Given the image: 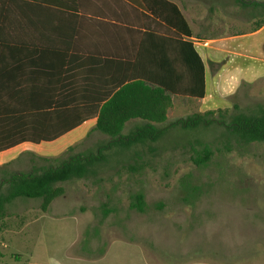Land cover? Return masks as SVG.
<instances>
[{"label": "rangeland", "instance_id": "rangeland-1", "mask_svg": "<svg viewBox=\"0 0 264 264\" xmlns=\"http://www.w3.org/2000/svg\"><path fill=\"white\" fill-rule=\"evenodd\" d=\"M196 2L206 14L209 0ZM232 6L236 11V0ZM232 33L227 26L226 34ZM232 63L226 57L212 71ZM213 87L215 111L250 114L264 108V80L241 89ZM199 108L187 104L170 123ZM227 136L215 122L196 130L171 128L148 147L112 155L96 177L59 184L65 194L46 213L40 199L12 201L0 232V264H264V144ZM106 142L96 134L69 151L21 145L0 155V182L11 172L47 165L36 156L94 151ZM205 145L212 158L199 168L192 159ZM187 181L200 190L199 198L189 196ZM137 193L145 196L142 214L130 209Z\"/></svg>", "mask_w": 264, "mask_h": 264}, {"label": "crops", "instance_id": "crops-1", "mask_svg": "<svg viewBox=\"0 0 264 264\" xmlns=\"http://www.w3.org/2000/svg\"><path fill=\"white\" fill-rule=\"evenodd\" d=\"M167 1L181 11L190 37L144 10L140 0H1L0 4L22 9L7 18L14 25L5 32L22 44L17 53L54 71L47 83L50 91L60 89L57 99L67 102V112L93 105L86 102L90 99L101 108L121 87L187 84L185 60L193 59L184 44H191L205 67V97H174L167 122L160 124L164 127L173 117H182L190 103L200 107L197 114L217 110L214 85L241 89L264 80V11L252 5L264 1L236 0L239 6L233 11L232 0H209L206 14L197 0ZM227 26L233 27L232 34H226ZM226 57L233 63L214 73L212 68ZM143 124L129 122L124 134ZM96 125L97 119H91L45 144L69 151L92 135L106 137Z\"/></svg>", "mask_w": 264, "mask_h": 264}, {"label": "trees", "instance_id": "trees-1", "mask_svg": "<svg viewBox=\"0 0 264 264\" xmlns=\"http://www.w3.org/2000/svg\"><path fill=\"white\" fill-rule=\"evenodd\" d=\"M140 5L177 32L190 37L188 23L176 5L167 0H140ZM252 5L264 11V3L253 2ZM19 10L22 9L15 4H0V154L24 144L39 146L54 142L94 118L97 119L95 129L107 137V142L94 151L63 154L55 158L36 156L47 165L35 172L7 174L0 182V232L7 216L6 205L12 201L18 198L40 199L41 211L46 213L51 204L65 194V188L59 184L96 177L112 155L119 156L137 145L148 147L149 143H156L171 128L196 130L215 122L226 129L228 141L232 138L245 145L264 144L262 107L250 114H230L227 110L198 113L160 127V124L167 122V113L173 106L174 97L197 100L205 97V67L189 43L184 44L190 49L193 59L192 62L185 60L187 84L121 87L101 108L96 105L95 99H90L86 102L93 105H80L67 112V102L57 99L60 98V89L50 91V84L47 83L55 76L54 71L40 67L30 58L17 53V46L22 44L5 32L14 25L7 18ZM73 105L77 106L76 103ZM234 109L239 110V106L235 105ZM77 114L79 116H75ZM216 114L220 115V119L210 118ZM135 120L144 124L137 126L134 132L124 134L126 125ZM212 154L205 145L192 160L197 167H206ZM186 189L193 200L201 195L200 190L191 187L189 181L186 182ZM130 209L141 214L145 212L143 193L131 196ZM14 257L19 261L20 256Z\"/></svg>", "mask_w": 264, "mask_h": 264}]
</instances>
